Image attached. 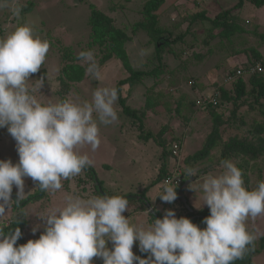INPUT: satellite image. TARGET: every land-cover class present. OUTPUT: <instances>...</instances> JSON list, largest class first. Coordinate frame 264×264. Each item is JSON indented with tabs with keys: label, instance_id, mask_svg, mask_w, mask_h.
<instances>
[{
	"label": "clouds",
	"instance_id": "9594fccd",
	"mask_svg": "<svg viewBox=\"0 0 264 264\" xmlns=\"http://www.w3.org/2000/svg\"><path fill=\"white\" fill-rule=\"evenodd\" d=\"M22 7L19 0H0V11L7 10L17 20L23 19ZM49 48L50 41L29 22L0 36V128L6 127L15 140L19 157L16 163L0 159V264H94V257L102 258L103 264H233L254 249L257 236L246 221L264 215V181L247 188L242 170L231 160L221 161L220 174L202 177L203 203L198 208L210 209L203 228L186 216L178 218L172 209L147 226L132 223L124 215L129 209L125 196L67 194L62 206L36 215L44 228L39 238L17 245L21 229L5 232L8 225L3 222L13 202V187L17 202L24 199L25 178L37 182L41 191L61 190L62 180L93 163L80 148L89 145L95 152L101 144L99 126L119 119L115 87L96 88L90 100L38 99L43 78L32 86L28 82L44 64ZM77 58L86 65V75L102 79L92 50L81 51ZM180 165L178 158L173 170L179 169L182 177ZM196 173L186 169L187 177ZM176 188V177L175 182L166 178L155 197L172 203ZM30 215L24 212L21 218ZM135 242L146 257L133 252Z\"/></svg>",
	"mask_w": 264,
	"mask_h": 264
},
{
	"label": "rangeland",
	"instance_id": "374dc122",
	"mask_svg": "<svg viewBox=\"0 0 264 264\" xmlns=\"http://www.w3.org/2000/svg\"><path fill=\"white\" fill-rule=\"evenodd\" d=\"M236 0H203V7L207 8L212 15L221 5L222 8L230 7ZM144 0H19L22 7V20H17L7 10L0 11V36L10 32L19 23L29 22L34 25L38 33L50 41V48L47 53L44 64L37 73L30 76L29 85H35L40 78L44 83L37 92L38 99L43 102L56 103L60 101L55 90L58 86V76L65 61H68L63 55V51L73 52L78 57L81 51H86L87 43L90 40V27L88 25V17L90 13L89 3H93L98 9L108 14L114 19L116 26L125 29L131 36V41L127 45V53L130 57L131 64L135 67L148 69L144 66L149 56V62L156 65L154 47L147 43V39L143 36L141 30L132 31L133 24L141 19V7ZM195 2L202 6V0H165L163 6L159 9L160 24L162 26L173 28L178 25L180 30L187 26L190 32H194L184 37V42L172 43L171 47L176 53L180 54L181 50H186L180 55V61L169 58L173 73H167L161 76V80L155 85L152 78H145L142 82L133 83L132 85H124L121 87V94L125 102L131 108L137 110L138 114L144 113V129L151 132L157 137L160 130H164L166 126L167 132L163 136L168 141L174 138L184 139L183 150L173 154H179V159H183L186 155L200 149L205 135L210 131L211 117L207 111L200 106L206 98L211 97L216 83L229 69L239 68L245 62L253 58L251 48H255L264 58V37L254 36L249 32L241 35V45L236 39L232 49L225 48L226 42L220 43L218 38L210 41L208 45L203 44L211 24H190L188 15L195 12ZM201 2V3H200ZM32 4L30 11L25 10ZM24 8V11H23ZM214 12V13H213ZM240 23L245 26L248 31L256 29L257 34H264V6L255 7L247 3L239 15ZM203 28L201 30V28ZM200 28V29H198ZM142 34V36H140ZM244 39H243V38ZM243 50L239 54H235L232 50ZM92 50L99 64V57L103 54L100 47L93 46ZM208 53V51H210ZM195 53L203 55V59L195 58ZM77 62L84 64L83 61L77 59ZM180 62V63H178ZM255 67L260 65L263 67L264 59L255 60ZM178 63V64H177ZM117 61H110L100 66L102 73L101 80H94L88 75L84 79L74 84L67 95L66 99L79 97L82 100H90L92 92L98 87H114L115 82L127 75L125 69L118 65ZM150 64V66H151ZM184 64L185 67H182ZM85 65V64H84ZM86 67V65H85ZM264 72V71H263ZM248 74V73H247ZM244 73V75H247ZM246 78L248 77L245 76ZM264 79V74H263ZM248 89L251 87L247 85ZM196 87V89H195ZM230 84L225 88L229 89ZM147 96L154 98L159 106L157 114L148 109H144ZM250 98H253L250 95ZM261 102L264 103V96ZM193 108L189 110L187 106L193 102ZM249 101V100H248ZM178 102H182L181 113L175 116V109ZM195 104V103H194ZM119 119L111 125H100L101 144L95 151H91L89 145L80 148L81 153H87L92 159V167L95 169L96 175L103 179L105 187L112 193L142 191L156 178L159 168L163 162L161 148L158 147L153 139L148 142L141 140L140 129L137 128L138 121L133 120L121 112L118 103L115 105ZM238 114L242 116L231 118L228 125L223 129L222 134L228 136L235 132L245 133L252 127L254 122L263 120V116L257 113V110H251L250 104L241 106ZM256 120V121H255ZM163 128V129H162ZM158 138V137H157ZM168 148V147H167ZM169 156V155H168ZM168 166L172 168L175 162L171 157ZM0 159H11L13 163L18 162V153L16 151V142L10 136L7 128H0ZM236 164V159L231 158ZM258 164H264L263 158ZM106 166H109L107 168ZM200 168L197 165L196 169ZM211 168V169H210ZM193 183V180L187 184L185 195L194 207H200L203 203V192L200 187L202 177L205 175H218L222 171L221 167H210ZM252 179V187L257 185V174L255 171L250 173ZM81 174L69 178L66 182L62 180V189L54 193L47 191L40 200H27V204L23 207L24 211L30 215L29 228L27 234L33 233L32 229L39 225L36 232L41 231L43 221L37 217L48 208L53 206H62L64 197L67 194L79 195L85 198L96 196L94 190L89 188V182L84 185L77 186V180ZM86 179V177H84ZM30 178H25V194H31L38 188L37 182H32L33 188L28 190V182ZM262 181H264V168L262 169ZM67 183V184H64ZM191 183V184H190ZM84 187V189H83ZM193 189H192V188ZM14 191L17 189L14 186ZM89 189V190H88ZM195 189V190H194ZM148 196L155 200V196L159 191V187L154 186L147 191ZM207 206V205H205ZM204 207V206H203ZM152 208V207H151ZM140 210L139 204H130L128 211L124 212L126 217L132 223H144L149 225L147 212L152 209ZM4 223H8L7 215L3 218ZM247 227L252 231L257 239L264 235V215L255 219L251 217L246 221ZM23 242H18L17 245ZM108 247L112 244L109 241ZM139 251L138 242L133 245V252ZM96 257L93 260L96 261ZM253 264H264V250L253 257Z\"/></svg>",
	"mask_w": 264,
	"mask_h": 264
},
{
	"label": "trees",
	"instance_id": "16d2710c",
	"mask_svg": "<svg viewBox=\"0 0 264 264\" xmlns=\"http://www.w3.org/2000/svg\"><path fill=\"white\" fill-rule=\"evenodd\" d=\"M164 3L165 0H144L140 11L141 19L135 22L132 27L133 32L141 30L143 36L147 39V43L152 44L154 47L156 65H152L149 62L148 56V59L144 64V66H149L148 69L135 67L131 64L130 57L127 53V45L132 39L131 36L125 31V29L116 26L114 19L98 9L93 3H89L90 13L87 21L91 32L90 40L87 43V50L93 46L100 47L104 51L99 57L100 66L114 60L117 61L119 63L118 65L123 67L127 73V75L119 78L115 82L114 87L118 90L119 96L117 103L123 114L138 121L137 128L140 129L142 135L140 139L144 140V142L153 139L154 142L157 143L156 145L161 148L163 162L159 168L158 174L142 191H137V193H135V191L112 193L105 187L103 179H100V177L96 175L95 169L92 166H89L82 171L84 176L78 178L77 186L80 187L81 185H84V182L87 183V181H90L89 188L94 190L96 196L122 195L128 199L129 205L139 204L140 210L143 209L146 211L152 207V212H147L150 224L155 218H163L166 210L172 209L175 211L178 218L186 216L190 218L193 223H196L203 228L205 225L202 221L205 217L210 215V209L208 206L198 208L191 204L188 197L185 195L188 186L183 190L186 201H182L179 197V189L185 180L193 178V181L191 182L193 183L206 170H209L210 167L219 168L221 167V161L234 158L237 160L236 165L242 170L243 179L247 188L253 189L260 181H262V169L264 168V164H258V161L261 158H263L264 161V103H262L260 99L264 96V63H262L263 67H261V71L255 70L253 73H250L246 72V70L250 67H255V60H262L264 58L258 50L251 48L250 50L253 53L252 56L254 59H250L242 66H239V68L229 69L226 74L220 78V81L216 83L211 97L208 96V98L201 102L200 106H203V109H205L207 114L211 117L210 131L205 135L200 149H197L181 159L180 169L182 171V179L180 183H177V199L172 203H166L162 202L159 196H157L155 200H153L148 196L147 191L157 185L159 191L162 190V182L173 174V168L176 166L179 158V154H173V151H176L177 153L183 150L182 143L184 139L173 137L171 141H168L165 136H163L168 130L166 126L164 127V130H160L157 134L158 138L151 132L145 130L143 120L145 110H143L141 114H138L137 110L128 106L125 102L126 99L122 97L121 87L142 82L145 78H152L156 85L157 81L159 82L161 80V76L174 72V68H171L170 61H168L169 58H171L170 55L175 60L178 59V61H180V55L187 50H181L180 54H178L170 48L172 43H178L179 41L184 42V37L189 34L192 35L194 32H190L188 26L183 30H180L178 25L173 28L162 26L160 24L158 11ZM247 3H250L255 7L264 6V0H236L228 8H222L219 4L220 7H218L217 11L215 13L213 12L214 14L212 15L207 8L203 7L202 0V6H199L200 4L197 5L195 2V9L197 10L188 15L187 19L190 24H211L210 28H208L210 30L207 33L206 38L203 39V44L208 45L211 40L218 38L220 43L226 42V49L227 47L232 49L236 39L238 40V44L241 45L240 38L245 32H249L260 38L264 37V34L256 33L257 28L248 31L245 26L239 22L240 12ZM31 8L32 4H30L28 8H25V10L29 9L28 11H30ZM202 29L203 28H201V30ZM142 34H140V36H142ZM232 51L235 54L244 52L241 49L238 51ZM210 52L211 50L208 51V53ZM63 55L66 59L68 58V61H65L61 67L57 79L58 86L55 90V94L59 96L60 101L66 99L70 90H72L71 87L82 81L86 76L85 65L77 62L78 58L73 52L65 49ZM194 56L197 59H203L202 54L195 53ZM182 67H185L184 64ZM238 69H241L242 73L238 74ZM244 73H248L247 78L245 77L247 75H244ZM227 84L231 85L229 89L225 88ZM248 84L251 86L249 89L247 86ZM250 95H252L253 98H250ZM248 103L250 104L251 110H257V113H260V116H263V120L254 122L252 127L245 133L241 134L235 132L228 136L222 134V131H224L223 127L225 128L228 125L231 118L234 117L235 120L237 117H240L241 119L243 118L238 114V111L242 105ZM158 104L160 103L154 98L147 96L144 109L156 113L158 110L157 107L159 106ZM193 105H197V102H193L187 106V108L191 110ZM182 106V102H178L177 108L175 109V116L180 115ZM174 144H177L178 151L172 148ZM166 157H171L175 162L172 168L168 166L169 159ZM197 165H200V168L196 169ZM106 167L109 168V166ZM188 168H194L197 170L195 177H187L186 169ZM253 171L257 174V185L254 187H252V177L250 175ZM84 177H86V179H84ZM67 180L68 179H65L64 181L66 182ZM32 182V180H29L27 191L33 188ZM46 192L47 191H41L38 186L33 193L27 194L24 199L17 202L16 192L13 189V202L6 214L9 222L7 223L8 227L5 228V232H8L10 229L14 230V228L18 226L21 229L22 236L17 243L23 242L22 244H25L29 239H38L40 234L44 231V228L42 227L40 229L41 231L28 235L29 219L21 218V214L25 212L23 207L27 204V200H40L44 197ZM18 220L20 221L19 224ZM262 250H264V235L260 236L258 240H255L253 250L249 251L243 259L234 261L233 264H253V257L259 254ZM135 254L141 257H146L148 255V253H143L140 250ZM95 259L96 261L93 260L94 264H103L102 258L96 257Z\"/></svg>",
	"mask_w": 264,
	"mask_h": 264
},
{
	"label": "built area",
	"instance_id": "2783aa9c",
	"mask_svg": "<svg viewBox=\"0 0 264 264\" xmlns=\"http://www.w3.org/2000/svg\"><path fill=\"white\" fill-rule=\"evenodd\" d=\"M261 69H262L261 66L258 65L256 67H250L249 69L246 70V72L253 73L255 70L261 71ZM237 73L238 74L242 73V70L241 69H238L237 70ZM172 148L174 150H177V144H174ZM173 153H176V151H173ZM175 177H176V183H180L182 177H181V172H180L179 169H176L170 177H167V179H173V181L175 182Z\"/></svg>",
	"mask_w": 264,
	"mask_h": 264
},
{
	"label": "water",
	"instance_id": "95a60500",
	"mask_svg": "<svg viewBox=\"0 0 264 264\" xmlns=\"http://www.w3.org/2000/svg\"><path fill=\"white\" fill-rule=\"evenodd\" d=\"M193 180V178H189L187 180H185V182L182 184L181 188L179 189V197L182 199V201H186L185 197H184V193L183 190L186 188L187 184H189V182ZM152 209V208H151Z\"/></svg>",
	"mask_w": 264,
	"mask_h": 264
}]
</instances>
